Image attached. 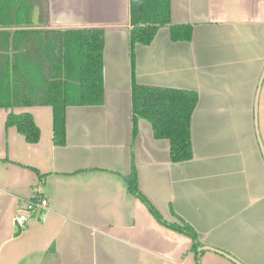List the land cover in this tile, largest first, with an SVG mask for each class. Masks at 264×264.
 Wrapping results in <instances>:
<instances>
[{
	"label": "crops",
	"instance_id": "1",
	"mask_svg": "<svg viewBox=\"0 0 264 264\" xmlns=\"http://www.w3.org/2000/svg\"><path fill=\"white\" fill-rule=\"evenodd\" d=\"M171 2L192 38L160 29L136 47L135 75L199 94L193 159L174 163L143 119L133 141L130 0H49L51 28H105L104 103L67 108L64 146L52 107L0 108V264H264V0ZM11 111L33 115L39 142L7 128ZM133 164L164 220L175 213L196 230L199 258L130 192ZM36 194L49 200L45 220L17 229Z\"/></svg>",
	"mask_w": 264,
	"mask_h": 264
},
{
	"label": "trees",
	"instance_id": "2",
	"mask_svg": "<svg viewBox=\"0 0 264 264\" xmlns=\"http://www.w3.org/2000/svg\"><path fill=\"white\" fill-rule=\"evenodd\" d=\"M48 2L0 0V108L52 107L54 142L64 146L67 142V108L104 103L105 28H51ZM130 3L133 141L138 135L139 120H146L151 123L157 140L170 142L172 161L188 162L194 157L192 116L199 94L138 84L135 50L138 45L150 46L164 27L170 28L174 42L190 41L193 26L172 22L171 0H130ZM6 126L15 127L29 143L40 140L41 131L31 113L11 111ZM126 181L130 192L161 224L193 240L192 250L199 258L202 244L196 230L175 213L178 222L164 220L141 192L135 164Z\"/></svg>",
	"mask_w": 264,
	"mask_h": 264
},
{
	"label": "built area",
	"instance_id": "3",
	"mask_svg": "<svg viewBox=\"0 0 264 264\" xmlns=\"http://www.w3.org/2000/svg\"><path fill=\"white\" fill-rule=\"evenodd\" d=\"M49 210V200L45 196L36 194L33 200L24 204L20 209L15 219L16 228L23 230L30 221H44Z\"/></svg>",
	"mask_w": 264,
	"mask_h": 264
},
{
	"label": "water",
	"instance_id": "4",
	"mask_svg": "<svg viewBox=\"0 0 264 264\" xmlns=\"http://www.w3.org/2000/svg\"><path fill=\"white\" fill-rule=\"evenodd\" d=\"M205 249H207V250H212V251H217V252H219V253H221V254H223V255H226L225 253H223V252H221V251H218V250H214L213 248L206 247ZM226 256H227V255H226ZM236 263L240 264V262H237V261H236Z\"/></svg>",
	"mask_w": 264,
	"mask_h": 264
}]
</instances>
